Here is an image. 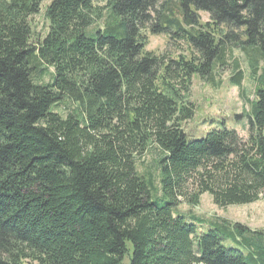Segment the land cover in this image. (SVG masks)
Wrapping results in <instances>:
<instances>
[{"label": "trees", "instance_id": "1", "mask_svg": "<svg viewBox=\"0 0 264 264\" xmlns=\"http://www.w3.org/2000/svg\"><path fill=\"white\" fill-rule=\"evenodd\" d=\"M45 1L0 0V264H264V231L200 232L190 215L205 194L219 208L264 198V0H53L35 40ZM148 32L191 56L148 51ZM235 50L256 81L249 139L192 140L193 77L215 84ZM153 147L162 196L137 171Z\"/></svg>", "mask_w": 264, "mask_h": 264}, {"label": "rangeland", "instance_id": "2", "mask_svg": "<svg viewBox=\"0 0 264 264\" xmlns=\"http://www.w3.org/2000/svg\"><path fill=\"white\" fill-rule=\"evenodd\" d=\"M52 2L53 0H46L40 13L31 17L35 40H42L49 32L50 23L46 17V9ZM201 16L204 22L208 21V14L201 13ZM147 36L149 40L147 50L157 55L165 54L170 58H178L180 55L191 56L192 54L191 48L187 44L183 42L173 44L167 35H153L148 32ZM236 62L239 63L245 74L240 87L234 86L231 82V79L236 75ZM228 63V66L218 73L215 84L208 83L199 76L193 77L188 100L195 106V116L183 124V129L192 140H201L210 131L224 127L236 131L244 140L249 139L250 126L246 116L250 111V103L254 100L256 81L251 76L247 58L240 50L234 51L233 57L229 59ZM262 64V68H264V62ZM53 73V68H50L49 74L52 76ZM51 76H46L43 82H50ZM71 111L72 106L69 104L60 105L56 108V112L64 117L69 115ZM155 149L153 147L151 152L137 162V171L147 180L149 172L155 174L158 195L162 196L159 173L155 169V163L159 159ZM181 211L183 213L191 212L186 205L181 208ZM190 215L200 221V232L207 230L211 222L217 219L229 220L233 224L240 223L253 231H264V198L251 205L219 208L214 204L212 196L205 194L201 198V204L195 207ZM224 245L245 250L243 245H238L230 240H226ZM129 248L132 251L131 244H129ZM124 264H130L129 257L125 258Z\"/></svg>", "mask_w": 264, "mask_h": 264}]
</instances>
